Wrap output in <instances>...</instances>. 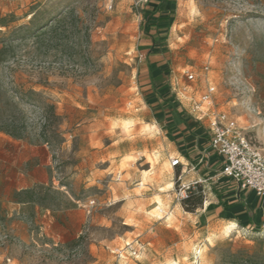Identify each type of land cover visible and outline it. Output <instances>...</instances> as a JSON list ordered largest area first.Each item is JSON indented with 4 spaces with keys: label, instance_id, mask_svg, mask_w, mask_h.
Masks as SVG:
<instances>
[{
    "label": "rangeland",
    "instance_id": "1",
    "mask_svg": "<svg viewBox=\"0 0 264 264\" xmlns=\"http://www.w3.org/2000/svg\"><path fill=\"white\" fill-rule=\"evenodd\" d=\"M158 4L0 0V264H264V223L216 214L206 183L177 201L158 117L213 87L264 149V0ZM147 36L163 90L142 85Z\"/></svg>",
    "mask_w": 264,
    "mask_h": 264
},
{
    "label": "crops",
    "instance_id": "2",
    "mask_svg": "<svg viewBox=\"0 0 264 264\" xmlns=\"http://www.w3.org/2000/svg\"><path fill=\"white\" fill-rule=\"evenodd\" d=\"M160 1L153 0L146 7L157 8ZM146 38L142 41L144 54L141 55L140 59L142 85H148L150 82L153 88L163 90L166 85L164 80L167 75L164 68L166 62L157 54V45L153 44L152 38L150 36ZM189 114L191 115L190 118L183 115L178 109L177 112L175 110L158 116L162 120V128H166L167 132L171 131L172 135L176 137L178 156L170 158V165L172 158H180L184 167L190 166L188 171L190 180L205 179L204 181H207L203 186L204 194L212 198L208 204L212 203L211 209L216 214L225 213L227 218L234 219L236 222L263 224L264 197H259L251 191H241L229 179L211 181L214 174L222 170V158L210 148L209 120L198 121L190 111ZM206 206L207 202H205L204 207Z\"/></svg>",
    "mask_w": 264,
    "mask_h": 264
},
{
    "label": "built area",
    "instance_id": "3",
    "mask_svg": "<svg viewBox=\"0 0 264 264\" xmlns=\"http://www.w3.org/2000/svg\"><path fill=\"white\" fill-rule=\"evenodd\" d=\"M131 1L134 7L143 9L153 0ZM188 79L193 81L195 75H188ZM214 92L215 88L210 87L200 101L194 103L190 111L198 121L208 118L211 131L210 148L222 158V170L214 174L211 181L229 179L241 191H251L259 197H264V149L253 144L234 120L228 119L224 114L211 111ZM171 167L181 168L184 173V165L180 158H172ZM182 180L183 174L178 178L180 191L177 194V201L180 204L189 202L192 189L196 185L207 183L204 180H196L185 184ZM127 250L133 256L138 254L132 244L127 246Z\"/></svg>",
    "mask_w": 264,
    "mask_h": 264
}]
</instances>
